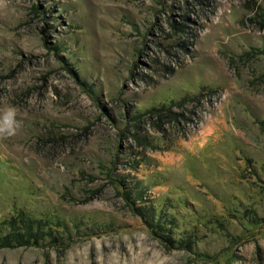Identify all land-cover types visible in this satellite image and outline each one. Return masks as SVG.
<instances>
[{"label": "rangeland", "instance_id": "rangeland-1", "mask_svg": "<svg viewBox=\"0 0 264 264\" xmlns=\"http://www.w3.org/2000/svg\"><path fill=\"white\" fill-rule=\"evenodd\" d=\"M10 106L0 264H264V0H0Z\"/></svg>", "mask_w": 264, "mask_h": 264}, {"label": "trees", "instance_id": "trees-1", "mask_svg": "<svg viewBox=\"0 0 264 264\" xmlns=\"http://www.w3.org/2000/svg\"><path fill=\"white\" fill-rule=\"evenodd\" d=\"M33 223H30L28 221L23 222L22 224V231L20 230H14V228L11 229V232L6 235V238L1 239L2 243H4L6 246H10L11 242L14 241L18 244L26 243L32 239H36L37 235L33 231ZM13 227V226H11Z\"/></svg>", "mask_w": 264, "mask_h": 264}, {"label": "clouds", "instance_id": "clouds-1", "mask_svg": "<svg viewBox=\"0 0 264 264\" xmlns=\"http://www.w3.org/2000/svg\"><path fill=\"white\" fill-rule=\"evenodd\" d=\"M18 127L15 108L10 106L5 111L0 112V133L13 135Z\"/></svg>", "mask_w": 264, "mask_h": 264}]
</instances>
